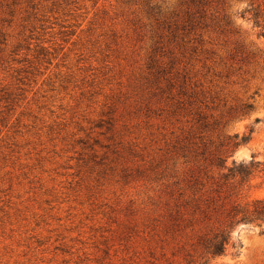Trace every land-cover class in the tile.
<instances>
[{
    "label": "rangeland",
    "instance_id": "374dc122",
    "mask_svg": "<svg viewBox=\"0 0 264 264\" xmlns=\"http://www.w3.org/2000/svg\"><path fill=\"white\" fill-rule=\"evenodd\" d=\"M255 198L264 0H0V264H264Z\"/></svg>",
    "mask_w": 264,
    "mask_h": 264
},
{
    "label": "trees",
    "instance_id": "16d2710c",
    "mask_svg": "<svg viewBox=\"0 0 264 264\" xmlns=\"http://www.w3.org/2000/svg\"><path fill=\"white\" fill-rule=\"evenodd\" d=\"M248 137H242L235 144L243 143ZM218 165L224 164V159L220 158ZM253 162L248 164L233 165L228 168V172L220 173L223 178L237 177L239 182L247 181L252 170ZM234 180V179H232ZM214 185H218L217 180H213ZM260 221L264 223V199L255 198L244 202H234L227 211L225 224L207 235L202 240V246L213 256L222 254L231 240V231L238 223H249ZM234 246V243H233Z\"/></svg>",
    "mask_w": 264,
    "mask_h": 264
}]
</instances>
